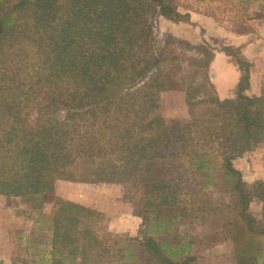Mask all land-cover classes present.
Here are the masks:
<instances>
[{"label": "trees", "instance_id": "16d2710c", "mask_svg": "<svg viewBox=\"0 0 264 264\" xmlns=\"http://www.w3.org/2000/svg\"><path fill=\"white\" fill-rule=\"evenodd\" d=\"M157 14L190 17L178 0H0V194L41 196L72 179L122 183L143 199L139 235L126 247L97 235L103 211L57 198L47 264H130L134 242L149 264H195L192 242L158 234L207 214L203 204L213 199L199 203L208 194L195 188L218 181L231 200L221 210L244 224L235 264H260L254 237L264 235V179L248 184L234 162L264 144V92L246 93L252 63L225 47L243 73L236 98H222L209 78V51L183 65L168 48L192 45L161 43ZM179 90L191 113L170 118L163 95Z\"/></svg>", "mask_w": 264, "mask_h": 264}, {"label": "rangeland", "instance_id": "374dc122", "mask_svg": "<svg viewBox=\"0 0 264 264\" xmlns=\"http://www.w3.org/2000/svg\"><path fill=\"white\" fill-rule=\"evenodd\" d=\"M179 10L190 17L180 21L170 20L160 14L152 16L157 38L164 43L168 39L188 41L192 47L172 44L168 50L186 66L189 56L205 57V50L211 54L208 74L222 98H236L238 83L242 78V68L236 58L228 55L225 47H230L242 59L252 63L253 87L246 91L249 95L264 92V0H178ZM204 53V54H203ZM207 57V56H206ZM203 79V78H202ZM217 80V81H216ZM217 82V84H216ZM163 112L170 118H184L191 108L181 90L163 95ZM235 165L248 184L264 179V144L246 152L235 160ZM200 179H194L191 186L199 187ZM217 186L198 191V196L210 210L197 220L174 225L173 231L162 232L158 238H167L170 243L192 242L194 253L198 255L195 264H235L238 241L234 236L244 226L234 212L221 210L230 203L228 186L218 181ZM212 193V194H211ZM71 199L105 213L103 221L95 226L100 238L114 245L116 240H125L139 235L138 224L143 204L140 192L122 183L84 182L60 179L54 191L41 196L14 197L0 194V262L11 264L14 258H25L32 264H47L50 261V216L57 198ZM250 210L258 217L262 204L254 200ZM234 223V224H233ZM242 225V226H241ZM137 228V234L132 230ZM176 230L179 237H176ZM118 246L130 247L125 240ZM136 254L130 264H149L147 257L134 242ZM254 248L264 264V235H255ZM137 259V260H136ZM116 264H120L119 262Z\"/></svg>", "mask_w": 264, "mask_h": 264}, {"label": "crops", "instance_id": "0c3cea01", "mask_svg": "<svg viewBox=\"0 0 264 264\" xmlns=\"http://www.w3.org/2000/svg\"><path fill=\"white\" fill-rule=\"evenodd\" d=\"M217 81V80H216ZM216 84H217V82H216ZM251 85H252V87H253V80H252V74H251ZM251 87V86H250ZM248 93H249V90H248ZM247 93V94H248ZM249 95V94H248ZM256 95H258V94H256ZM252 96V95H251ZM140 218V221H138L139 223L138 224H140V226H141V223H142V216H140L139 217ZM140 226H137V228H139L140 229ZM137 228H135V230H132V235H135V234H137ZM137 235H135V237H136ZM134 237V236H133Z\"/></svg>", "mask_w": 264, "mask_h": 264}]
</instances>
